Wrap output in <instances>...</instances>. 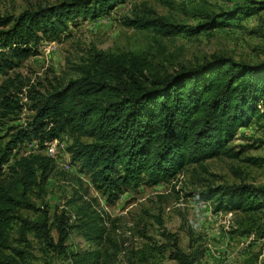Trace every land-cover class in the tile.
Wrapping results in <instances>:
<instances>
[{
    "label": "trees",
    "instance_id": "trees-1",
    "mask_svg": "<svg viewBox=\"0 0 264 264\" xmlns=\"http://www.w3.org/2000/svg\"><path fill=\"white\" fill-rule=\"evenodd\" d=\"M124 1L60 0L0 16V74L8 75L18 62L37 55L42 43L69 35L71 25L109 15ZM199 1L201 6L193 12L200 21L194 25L150 10L135 11L125 23L162 37L194 36L264 10V0H237L233 7L219 11L212 10L208 0ZM147 70L149 61L140 53L95 51L71 66L72 75L65 83L55 81L44 91L30 86L26 97L33 114L22 125L6 127V136H0V264H26L34 257L28 235L47 246L46 255L61 254L67 259L69 255L72 264H113L118 253L99 248L105 239L104 218L83 200L84 195L79 196L82 204L76 210V224H69L65 210L53 213L50 224L58 232L53 242L51 216L36 202L44 200L57 164L43 152L14 157L17 148L32 138L38 137L43 146L46 140L71 136L66 149L72 164H78L80 175L111 203L128 189L170 181L187 165L204 169L203 162L214 157L258 163L261 158L245 155L255 144L232 141L239 129L251 124L264 130V58L250 62L212 54L173 73L146 76ZM22 83L19 73L0 83L3 127L24 109L17 87ZM191 195L211 202L214 211L236 213L233 234L264 238V185L208 183ZM24 210L38 214L30 218ZM70 229L97 248L69 251ZM162 235L171 245L170 259L197 264L202 250L183 251L175 234ZM165 250L162 244H145L137 257L143 264H162ZM257 258L258 254L250 257V264Z\"/></svg>",
    "mask_w": 264,
    "mask_h": 264
},
{
    "label": "rangeland",
    "instance_id": "rangeland-1",
    "mask_svg": "<svg viewBox=\"0 0 264 264\" xmlns=\"http://www.w3.org/2000/svg\"><path fill=\"white\" fill-rule=\"evenodd\" d=\"M58 1L0 0V16L17 15L25 9ZM235 1L208 0V5L212 10L219 11L233 7ZM199 6V0H126L109 15L95 20H81L71 25L69 35L42 43L37 55L18 62L8 75L0 74V83L6 76L20 74L23 83L17 84L18 94L25 103L18 119L7 120L4 127L0 122V136H6V127L22 125L33 114L28 109L31 101L26 97L30 86L44 91L55 81L65 83L72 75L71 66L87 59L95 51L140 53L149 61L150 70L144 72L146 76H150V72L173 73L180 66L200 63L212 54L230 56L237 61L255 62L264 58V10L194 36L180 33L162 37L125 23L135 11L150 10L171 21L194 25L200 18L193 9ZM63 140L65 148L72 142L68 135ZM82 140L89 141L87 138ZM232 144H255L245 155L261 159L258 163H251L238 158L214 157L203 162L204 169L195 164L187 165L172 180L128 189L113 203L105 200L85 175H80L78 164H73L70 171L57 165V173L51 175L47 182L44 200H38L36 204L48 210L51 216L49 224L54 218L53 213L60 215L62 210L69 216V224H76V210L82 204L79 196L84 195L83 200L104 218L105 239L99 248L118 252L113 255V264H143L137 253L145 244H162L166 247L162 264H177L168 257L171 245L163 232L175 234L183 251L192 248L202 250L197 264H250L249 258L256 254L255 264H264V238L233 234L231 230L235 228L236 213L214 211L211 202L200 201L191 195L193 191L203 190L208 183L216 186L244 181L264 185V130L255 124L241 128ZM37 152L44 153L45 148L35 137L23 142L14 152V157ZM23 214L36 218L38 212L24 210ZM17 236L14 233V237ZM51 236L55 243L58 232L53 225ZM28 239L34 257L26 264H72L69 255L68 259L61 254L46 255L44 249L47 246L43 242L33 235H28ZM66 246L69 251L78 252L97 248L87 242L79 231L72 229L69 230Z\"/></svg>",
    "mask_w": 264,
    "mask_h": 264
},
{
    "label": "built area",
    "instance_id": "built-area-1",
    "mask_svg": "<svg viewBox=\"0 0 264 264\" xmlns=\"http://www.w3.org/2000/svg\"><path fill=\"white\" fill-rule=\"evenodd\" d=\"M63 138L64 136H62L61 138H54L53 140L44 142V154L53 158L56 164L62 167L63 170L70 171L72 170L73 165L70 161V154L65 149V141L63 140ZM72 217H74V215Z\"/></svg>",
    "mask_w": 264,
    "mask_h": 264
},
{
    "label": "clouds",
    "instance_id": "clouds-1",
    "mask_svg": "<svg viewBox=\"0 0 264 264\" xmlns=\"http://www.w3.org/2000/svg\"><path fill=\"white\" fill-rule=\"evenodd\" d=\"M64 137H67V135H63ZM62 137V136H61ZM61 137H58V138H61ZM57 138V137H56ZM53 140V139H52ZM46 141H49V140H46ZM45 141V142H46ZM45 147V146H44ZM66 149V148H65ZM66 151H67V149H66ZM68 152V151H67ZM69 153V152H68ZM70 154V153H69ZM26 155V154H25ZM70 161H71V159H70ZM72 163V162H71ZM73 165V164H72Z\"/></svg>",
    "mask_w": 264,
    "mask_h": 264
}]
</instances>
